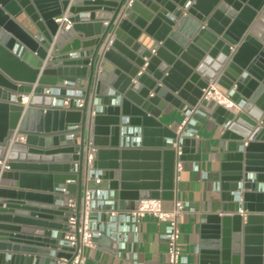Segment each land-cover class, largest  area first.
<instances>
[{
  "label": "water",
  "instance_id": "1",
  "mask_svg": "<svg viewBox=\"0 0 264 264\" xmlns=\"http://www.w3.org/2000/svg\"><path fill=\"white\" fill-rule=\"evenodd\" d=\"M125 2L0 0V156L13 130L26 134L7 152L10 168L0 170L9 181L0 183V264L71 258V248L57 249L70 214L56 204L58 188L79 203L88 169L100 179L88 187L106 190L109 209L125 216L141 199H172L173 141L181 160L200 155L186 152V140L159 119L170 108L190 114L188 128L208 120L220 132L210 173L219 212L200 216L198 264H264V0ZM63 13L67 30L54 20ZM112 26L113 43L102 50ZM102 60L111 65L105 76ZM208 80L237 112L216 105L200 113ZM63 82L84 88L82 109L74 98L68 108L53 105L51 88L65 95ZM72 126H80L79 141L65 134ZM89 142L97 150L84 166ZM94 241L124 251L110 249L105 234Z\"/></svg>",
  "mask_w": 264,
  "mask_h": 264
},
{
  "label": "crops",
  "instance_id": "2",
  "mask_svg": "<svg viewBox=\"0 0 264 264\" xmlns=\"http://www.w3.org/2000/svg\"><path fill=\"white\" fill-rule=\"evenodd\" d=\"M95 58L96 61L100 60L98 55ZM100 66V69H103L102 75L105 76L111 65L106 60H102ZM51 89L54 94L53 105L56 106L65 96L73 95L77 90L82 91L85 99L84 88L78 83L63 82L61 89L66 91L65 95H59V88ZM215 106L216 104L212 101L203 102L199 107L200 113L210 112ZM226 109L234 112L239 110L234 103L232 108ZM169 113V116L162 114L159 119L168 128L180 133V125L185 115L174 108H170ZM191 123L194 121L191 120ZM71 132L80 134V126L65 134ZM182 135V138L186 140V152L199 154L200 158L199 160H182L179 179L175 180L174 197L170 200H162V203L165 208H170L174 199L187 203L178 218L182 264H198V248L202 230L200 216L219 212V194L210 180V173L219 165L220 132L217 125L207 120L200 124L198 129L190 128V131L185 129ZM0 183L8 184L9 181L0 179ZM11 183L15 184V182ZM112 203L113 200L107 195L98 201L96 210L98 220L102 229L106 227L111 229L110 235H106L114 240L110 249L124 247V251L112 252L104 248L103 244L94 241L92 246L84 248V264H167L166 242L162 236L166 224L146 215L134 226L119 210L109 209L108 205ZM112 211L114 214H111Z\"/></svg>",
  "mask_w": 264,
  "mask_h": 264
},
{
  "label": "built area",
  "instance_id": "3",
  "mask_svg": "<svg viewBox=\"0 0 264 264\" xmlns=\"http://www.w3.org/2000/svg\"><path fill=\"white\" fill-rule=\"evenodd\" d=\"M132 0H126L125 5H130ZM85 19H89V13H85ZM55 22L58 24V29L67 30L71 26L67 14L63 13L54 18ZM118 20L116 19L114 23ZM104 25L109 24V20H103ZM114 39V28L113 26L108 30L105 40L101 45L102 50L108 49ZM78 52H74L71 55L76 56ZM75 99V109H82L85 105V99L83 98V93L81 90H77L73 95L65 96L58 107H69L70 100ZM28 96H24L21 103L26 104ZM206 101H212L216 105H222L226 108H232L233 102L229 98L228 93H223L215 84L214 80H208L205 88L202 89V93L199 98V103ZM56 106V105H54ZM239 109V107H237ZM199 112V111H198ZM190 114H186L180 125L179 137H183L182 133L186 130L190 131L187 127L189 123ZM77 126H72L71 129H75ZM74 132L67 134V137H75ZM25 133L17 129L13 130L10 136L6 139L3 144L4 153L0 156V170H8L9 160L7 159V152L12 145V143L24 142ZM172 147L175 151L174 160V180L179 179L180 172L182 170V160L181 155L183 153L182 146L179 140H174ZM97 148L88 143V150L84 154V166H88L91 161L95 158ZM73 170H78L77 162L73 163ZM94 170L88 169L85 171L83 176V187L81 190V195L78 203V199L75 194L66 193L65 187L58 188L63 193V198L56 201L57 205H62L67 207L69 215L66 218V230L64 232L63 238L60 240L57 247L61 250V246L65 245L72 250H70L71 258L61 257L57 259V264H84V248L92 246L94 244V238L100 236L101 234L110 235L111 229L106 227L102 229L98 220L97 205L100 199H104L107 195L106 191L99 188L88 187V181L94 179L96 183L100 179L95 174L92 177V172ZM187 203L182 202L178 199H174L172 206L170 208H165L163 206L161 199L149 198L141 199L135 209L128 212L126 216L128 221L132 225H136L140 219L146 215L156 218L158 221L164 222L166 224V229L163 233V238L166 242V254H167V264H182V250L180 246V229L178 225V218L184 211V207ZM239 213L245 215L242 209H239ZM111 214H114L112 211ZM125 215L124 213H121Z\"/></svg>",
  "mask_w": 264,
  "mask_h": 264
}]
</instances>
